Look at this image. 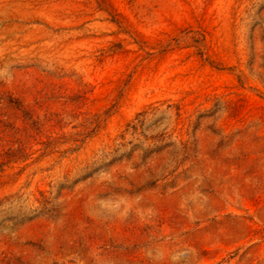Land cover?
<instances>
[{
    "label": "rangeland",
    "instance_id": "obj_1",
    "mask_svg": "<svg viewBox=\"0 0 264 264\" xmlns=\"http://www.w3.org/2000/svg\"><path fill=\"white\" fill-rule=\"evenodd\" d=\"M0 264H264V0H0Z\"/></svg>",
    "mask_w": 264,
    "mask_h": 264
}]
</instances>
